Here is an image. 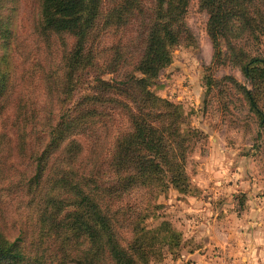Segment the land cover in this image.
Returning <instances> with one entry per match:
<instances>
[{
    "label": "rangeland",
    "instance_id": "rangeland-1",
    "mask_svg": "<svg viewBox=\"0 0 264 264\" xmlns=\"http://www.w3.org/2000/svg\"><path fill=\"white\" fill-rule=\"evenodd\" d=\"M38 3L0 0V35L5 21L11 24L8 41L0 36V230L8 241L18 240L25 256L12 261L0 254V264H75L92 244L77 229L79 237L58 241L57 246L45 235L50 227L47 220L53 218L60 228L68 221L75 223L74 216L84 218L93 209L82 202L85 193H93L92 203L107 212L103 191L83 188L67 194L63 187H50L63 157L55 154L57 148H50L52 156L37 168L45 158L43 149L53 137L48 131L58 114L57 99L51 104L45 71L52 62L57 66L61 61L60 40L46 39L33 30ZM208 21V11L199 0H191L187 24L193 38L167 46L169 60L150 82L148 92L172 103L171 110L185 123L182 131L192 132L186 160L178 154L184 178L176 184L166 172L160 178L163 184L138 188L119 202L124 210L134 209L140 215L141 256L125 241L122 247L131 260L123 259L124 264H264V74L250 77L239 65L218 63L217 58L227 56L223 55L226 45L221 42L222 55L216 52ZM103 32L100 39L105 47L122 38L121 32ZM257 33L253 39L244 38L240 46L246 55L264 58V30ZM79 81L75 97L93 87L92 76L80 75ZM49 85L53 88L50 81ZM240 86L252 90L262 119ZM53 105L55 115L49 117L46 110ZM115 125L127 129L123 118H117ZM65 162L61 171L68 169ZM36 171L42 174L41 183L27 185ZM51 197L67 204L63 213H49L45 202ZM55 205L60 211L62 206ZM96 250L100 253L92 264H115L109 250Z\"/></svg>",
    "mask_w": 264,
    "mask_h": 264
},
{
    "label": "trees",
    "instance_id": "trees-1",
    "mask_svg": "<svg viewBox=\"0 0 264 264\" xmlns=\"http://www.w3.org/2000/svg\"><path fill=\"white\" fill-rule=\"evenodd\" d=\"M190 2L39 0L37 4L34 32L61 42L60 64L55 66L50 62L45 71L51 104L57 99L58 114L48 131L53 137L43 149L45 158L37 168H43L52 156L49 149L57 148L55 154L63 157L50 187H63L67 194L83 188L88 192L103 191L106 202L107 212L102 213L92 203L93 193H85L82 202L87 201L93 209L87 210L84 218L73 217L78 226L68 221L59 228L53 218L47 220L50 227L45 235L57 246L58 241L65 243L79 237L81 233L77 229L84 232L83 236L92 244L86 249L85 257L73 260L75 264H92L100 253L96 247L109 250L115 264H124L123 259L131 260V254L124 253L122 247L125 241L137 256H141L138 253L140 215L134 209L124 210L119 202L125 194L138 188L148 190L156 183L163 184L160 178L166 172L171 173L176 184L184 178L185 169L178 154L186 160L192 131H182L185 123L181 116L175 115V110H171L174 109L172 103L156 98L148 91L150 82L158 77L169 60L167 46L193 38L187 24ZM199 4L209 13L208 32L216 52L222 55L221 42L226 45L223 55L227 56L217 58L218 63L239 65L250 77L260 72L264 74V58L246 55L240 46L244 38L253 39L258 36V30H264V0H199ZM102 20H105L104 24ZM10 25V20L5 21L0 35L5 42L10 36ZM105 28L109 30L105 32ZM102 32L113 35L121 32L123 40L120 38L105 47L100 39ZM80 75L92 76L93 87L90 92L75 97ZM106 75L111 78L105 79ZM240 88L251 109L262 119L252 90ZM53 107L46 110L49 117L55 115ZM119 117L125 119L127 129L116 128ZM21 120L29 121L24 117ZM24 135V131L20 132V136ZM64 162L68 169L61 171ZM41 175L36 171L26 184L35 181L39 185ZM112 199L114 204L110 203ZM55 202L62 206L60 211ZM45 203L52 214L63 213L67 205L54 197ZM64 215L71 220L70 215ZM60 237L64 239L58 240ZM17 242L8 241L0 230L1 255L12 261L25 258Z\"/></svg>",
    "mask_w": 264,
    "mask_h": 264
}]
</instances>
